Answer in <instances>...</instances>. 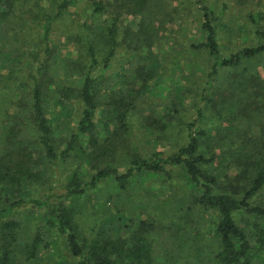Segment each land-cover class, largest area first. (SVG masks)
Segmentation results:
<instances>
[{"label": "rangeland", "instance_id": "rangeland-1", "mask_svg": "<svg viewBox=\"0 0 264 264\" xmlns=\"http://www.w3.org/2000/svg\"><path fill=\"white\" fill-rule=\"evenodd\" d=\"M60 1L15 0L10 16L0 23V154L9 130L17 123L29 124L34 77L44 92L45 113L58 149L77 127L81 104L76 94L90 62L87 46L91 43L98 59L103 58L107 49L105 20L104 16L91 15V0H74L51 22L46 43L45 15H55ZM201 2L210 6L217 18L220 57L264 42V0ZM151 5L144 13L150 26V48L133 42L127 32L137 30L140 18L122 16L115 55L99 78L98 119L107 112L104 104L111 95L124 91L126 99L132 101L115 166L124 170L130 154L148 158L154 151L175 153L187 143L186 125L193 123L205 132L199 153L212 157V161L201 168L216 178L214 190L233 189L229 182L240 189L247 187L255 170L246 167L257 155L256 140L264 137V54L236 67H222L209 78L212 58L206 50L193 48L204 39L198 6L193 0H154ZM257 13L262 14V20L260 28L255 29L250 15ZM142 66L149 76L145 87L131 98L134 92L128 93L129 81H135V89L140 86L142 79L134 72ZM97 67L95 73L99 74L101 66ZM251 84H258L261 92L256 94ZM164 122L165 129L161 127ZM97 126L101 128L100 122ZM31 129L25 127L30 137ZM99 132L104 133L102 128ZM35 159L36 166L44 171V180L29 185L24 193H9L0 205H5L8 197L53 195L54 202L63 199L60 195L71 164L50 165L40 160L38 153ZM85 168L84 179L89 180L94 170ZM167 169L168 177L138 173L125 188L104 180L97 188L87 190L71 201L78 230L89 238L101 229L104 235L119 230L117 217L130 231L141 222L148 246L143 264H218L214 259L219 249L214 235L217 216L197 204L198 190L189 184L182 167ZM240 195L238 192L235 197ZM250 202L264 207V186ZM43 214L44 210L28 203L14 216L19 222L16 246L21 263L76 264L63 237L48 228ZM233 218L250 234V220L245 215L235 214ZM35 236L39 238L36 254L25 259L23 244H29Z\"/></svg>", "mask_w": 264, "mask_h": 264}, {"label": "trees", "instance_id": "trees-1", "mask_svg": "<svg viewBox=\"0 0 264 264\" xmlns=\"http://www.w3.org/2000/svg\"><path fill=\"white\" fill-rule=\"evenodd\" d=\"M153 1L91 0V15L104 16L107 49L103 58L99 60L94 47L88 43L90 62L76 94L81 104L80 118L75 131L69 135L62 149L57 148L52 128L46 117L44 92L38 80L33 78L29 124L17 123L9 130L4 142V151L0 154V200L6 198L9 193H24L29 185L44 180V171L36 166L38 164L35 159L36 153L38 158H42L47 164L55 166L59 163L63 167L71 164V168L68 169L66 185L60 195L63 197L61 201H52L53 195L28 199L8 197L7 203L0 205V264H22L16 246V243H19V222L14 216L18 208L28 203L36 209L44 210L41 216L46 225L50 229L54 228L56 233L63 237L69 254L77 259L76 264H143L144 253L148 250L143 236L146 230L143 223L140 222L136 229L130 231L128 225H120L121 219L117 217L119 230L104 235V230L101 229L98 235L88 238L78 230L71 201L87 190L97 188L104 180L112 181L118 188H125L138 173L168 177L167 167L169 166H180L184 169L189 184L198 190L197 204L205 212L217 216L214 227V235L219 244L214 258L216 262L218 264H264V207L250 202V199L264 186L263 136L256 140L254 149L257 155L251 157L250 165L246 167L255 170L254 176L249 181V185L243 189L229 182L233 189H225L222 192L214 190L217 184L216 178L201 168V165L212 161V157L199 153L200 139L205 132L195 128L193 123L186 125L187 143L175 153L164 155L161 151H154L148 158L130 154L131 158L124 170L120 171L115 166L117 153L127 131L126 116L132 108L130 107L132 101L126 99L127 95L124 91L111 95L104 104L107 112L98 119L99 78L115 55L118 46L117 29L122 16L132 15L140 18L137 30L132 32L130 29L127 32L132 35L133 42L136 41L150 48L151 38L147 34L150 26L146 22L144 13L151 8ZM193 1L201 12V29L204 33V39L194 44L193 48L206 50L212 58L209 78L222 67H236L244 61L264 54L263 42L241 48L227 57H220L215 25L217 18L210 6L203 5L201 0ZM72 2L74 0H61L55 15H45L43 37L46 43L51 22ZM14 6L15 0H0V23L10 16ZM250 20L255 29L260 28L262 14L250 15ZM97 66H101L99 74L95 73V69L99 68ZM147 72L148 69L144 66L135 70L134 74L142 80L138 78L141 84L136 89L135 81H129L128 93L134 92L131 98L136 97L145 87V79L149 76ZM251 86L256 94L261 92L258 84H251ZM97 122H100L104 132L102 135ZM26 126L32 128L31 137L26 134ZM161 127L167 128V122L162 123ZM85 166L94 170L89 180L84 179ZM238 192L241 193L239 198L235 197ZM66 201L69 203L66 204ZM235 214H243L250 220V234L235 223L233 218ZM38 243L39 238L35 236L29 244H23L22 252L26 254L25 259H32L35 256Z\"/></svg>", "mask_w": 264, "mask_h": 264}]
</instances>
